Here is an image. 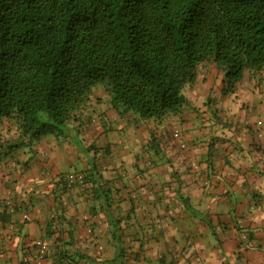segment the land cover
I'll use <instances>...</instances> for the list:
<instances>
[{"label":"crops","instance_id":"obj_1","mask_svg":"<svg viewBox=\"0 0 264 264\" xmlns=\"http://www.w3.org/2000/svg\"><path fill=\"white\" fill-rule=\"evenodd\" d=\"M223 78L201 68L161 123L121 118L98 94L64 136L0 162L15 212L0 217V264H57L38 262L40 240L75 264H264V72L234 93ZM74 172L85 188L64 185Z\"/></svg>","mask_w":264,"mask_h":264},{"label":"trees","instance_id":"obj_2","mask_svg":"<svg viewBox=\"0 0 264 264\" xmlns=\"http://www.w3.org/2000/svg\"><path fill=\"white\" fill-rule=\"evenodd\" d=\"M209 66L227 93L264 72V0H0V162L64 136L98 94L121 118L164 122Z\"/></svg>","mask_w":264,"mask_h":264},{"label":"built area","instance_id":"obj_3","mask_svg":"<svg viewBox=\"0 0 264 264\" xmlns=\"http://www.w3.org/2000/svg\"><path fill=\"white\" fill-rule=\"evenodd\" d=\"M174 137L178 141L179 146L184 149L185 145L181 141L179 131L176 130L174 132ZM65 179H66V182L68 183V188H72L75 186L79 187V188H85V186H86L85 177L81 173H76V172L68 173L65 176ZM34 244H35V248H36L37 260L39 263H41L46 257V253L48 252V247L45 243H43L41 241H36Z\"/></svg>","mask_w":264,"mask_h":264}]
</instances>
